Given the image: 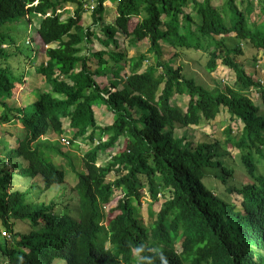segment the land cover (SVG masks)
Returning <instances> with one entry per match:
<instances>
[{"label":"trees","instance_id":"1","mask_svg":"<svg viewBox=\"0 0 264 264\" xmlns=\"http://www.w3.org/2000/svg\"><path fill=\"white\" fill-rule=\"evenodd\" d=\"M190 1L195 15L185 10ZM216 1L118 0L115 21L107 25V0H0V124L19 121L24 130L18 146L0 157L1 229L15 239L10 244L0 231V264H52L59 258L67 264H132L133 248L139 244L160 246L167 264H264V174H256L254 159L264 146V113L260 114L248 92L257 89L264 104V85L234 57L243 55L244 44L264 52V5L257 22L250 15L251 3L240 9L236 0H226L221 7ZM91 2L92 23L85 26V6ZM68 6H74L73 15L63 19ZM25 17L30 22L40 17L28 54L3 31L5 25ZM99 26L107 40L102 41L95 31ZM36 33L44 47L39 51ZM118 33L130 39L132 46L148 39L147 51L128 59L120 47L113 52L91 50L95 38L105 46H118ZM163 43L174 50L207 54L208 74L221 62L234 72L236 87L226 86L213 95L212 89L188 77L181 64L175 67L172 58H163ZM40 51L45 57L36 64ZM106 54L116 65L129 64L126 73L121 66L122 78L111 74L123 85L121 89L114 80L109 85L96 80V76L106 79V68L115 69L108 65ZM150 55L157 61L144 69ZM94 57L96 69L91 67ZM33 64L50 89L40 91L31 107L17 106L13 104L17 94L23 91V99L28 93V68ZM176 94L189 96L185 111L171 104ZM98 105L112 114L110 124L98 123ZM222 109L235 122L228 126L224 144L240 150L252 180L234 189L243 196L241 212L203 183L209 167L222 166L224 184L233 175L221 160L218 143L193 147L186 134H175L177 127L215 119ZM63 118L69 119L74 147L79 138L92 144L83 155V171L76 169L68 153L47 140L50 134L66 133ZM234 128L240 130L237 135ZM121 139L122 150L98 165L100 154ZM49 152L51 157L68 159L76 173L77 217L56 213L62 195L42 200L53 186L65 182L64 170L47 157ZM16 175L29 177V188L9 190ZM118 190L122 197L107 212L105 206ZM32 191L35 194L26 199L25 194ZM160 194L167 198L146 228L137 217L138 203L143 197L157 202ZM114 210L119 213L110 218ZM15 222L26 225L28 232L18 234ZM153 264H160L155 256Z\"/></svg>","mask_w":264,"mask_h":264},{"label":"rangeland","instance_id":"2","mask_svg":"<svg viewBox=\"0 0 264 264\" xmlns=\"http://www.w3.org/2000/svg\"><path fill=\"white\" fill-rule=\"evenodd\" d=\"M118 0H107L106 3V14H105V23L107 25H112L115 21L116 17V5ZM226 0H217L215 2V5L217 7H221ZM238 6L240 9H244L247 4L251 3L253 6V12L250 14L252 18L256 17L257 22H259L261 17V7L264 5V0H236ZM193 3L190 1L187 5H185V10L192 13V15H195V11L192 10ZM66 12L63 16V19H66L70 15H73L74 6H68L66 8ZM40 18V17H39ZM39 18H33V21H28L27 17H25L23 20H18L12 24L5 25L3 27V31L6 34L11 35L13 38H16L18 43L21 45L24 54H28V52L31 50L30 47V40L35 35L36 27L39 24ZM251 18V17H250ZM251 18V21L254 22ZM83 22L85 26H88L92 23L91 18V10L86 11V13L83 16ZM136 19L132 20V26L135 25ZM95 31L97 32L98 36L102 41L107 40L108 36L103 33V31L99 27H94ZM34 33V34H33ZM232 35H235L232 33ZM117 40L118 46H116L114 43L110 44L109 46H105L99 39H94L93 49L92 51H102L107 50L108 52L117 51V47H120V50L127 53V58H131L133 56H137L140 53L146 52L149 47V41L148 39H144L141 41L136 42L134 46L130 44V39L125 38L122 34L118 33ZM36 44L35 46L39 48L42 46L41 42L39 40V37L36 33ZM163 50H164V56L163 58L168 60L169 58H172V62L174 63V66L177 67L179 64H181L184 67V72L188 77L194 78L199 84L204 85L207 88L212 89L211 93L215 96L219 95L221 93V90H224L226 86L228 87H236L235 86V74L234 72L229 69V67L223 65L221 62H219L218 68L213 73H207L205 65L208 60V55L203 53L202 51L198 50H186V49H180V50H174L172 47H170L167 44H162ZM43 47V46H42ZM44 49V47H43ZM244 53L241 56H234L237 63L240 64L241 67L247 70L250 75L255 78L259 79L261 83L264 85V52L256 50L252 45L250 44H244L243 45ZM43 51H40L38 55V62L40 63V59L44 58L45 55L43 54ZM177 54L176 57H170V54ZM18 58V57H17ZM104 58L109 61V66L118 67L115 69H109L106 68V72L108 74H116L119 78H122V71L123 73L129 72V64H126L125 62H121L119 64H115L109 55H104ZM17 60H22V57H20ZM156 60L154 55H150L149 60L145 63L144 69L147 65L154 63ZM17 64V62H16ZM198 64V66H197ZM27 65V64H26ZM122 66V71H121ZM36 65L33 64L28 68L29 73V84L27 86L28 88H31L30 92L27 93V95L22 99L23 91H20V93L17 94L16 99L13 101V104L15 105H22L24 107H31L33 102L37 99V96L39 95L40 91L49 90L48 84L45 83L44 78L42 76H39L35 71ZM91 67L96 69L98 67V59L92 58L91 61ZM17 68V67H16ZM96 80L98 82L104 83L105 78L101 76H96ZM111 81V80H110ZM115 83L120 85L118 88L121 89V85L118 80H114ZM250 97L252 100L260 107V114L264 113V104L261 98L260 92H258L257 89L252 88L248 90ZM19 99V100H18ZM189 96L187 95H179L176 94L171 100V104L173 106H176L180 108L182 111H185L188 105ZM1 106H0V112H1ZM29 109V108H28ZM96 118L98 123L101 125L110 124L113 120L112 114L105 108L103 105H98L96 107ZM64 122V128L66 129V135L70 141L73 139V131L71 130L69 126V119L63 118ZM235 122H232V119L230 117L229 112H227L225 109H222L220 114L217 118L213 120L203 121L201 125L199 126H191L188 128H178L175 130V134L177 137H182L186 134V140L189 141L193 147H196L199 143L203 142H211V143H218L217 146L219 149V153H222L224 150H226V162L229 166H231L234 169L233 179L228 181V186H240L243 184L251 183V178L248 175L244 165L241 162L240 159V151L238 148L229 147L226 148V145L224 144V141H226V130L228 126H232ZM237 123L239 126H241V121L237 120ZM2 125V124H0ZM17 123H11L9 127L0 126V157L5 158L7 150L4 149V144L7 143V145L10 146V148L17 147L16 139L21 138L24 134V130L21 128H18ZM11 129V130H10ZM6 131H11V137L8 136ZM240 130H237L234 128L233 134L237 135ZM63 134L62 136H66ZM49 139L52 140L53 143L57 140V136L50 134L48 136ZM59 139V138H58ZM5 142V143H4ZM77 142V148L74 147L71 143L67 144L65 146L59 144V146L62 148L61 150L68 153L70 156V159L74 161L75 167L78 171L84 170L83 165V155L85 152L92 146L88 141L82 138H79L76 140ZM122 143V144H120ZM124 144V139H121V141L114 147L106 150L104 153L100 154V160L98 164L103 165L106 164L108 161L111 160V155L116 154L120 150H122V146ZM5 154V155H3ZM262 154L264 155V146H262ZM262 154L254 155V159L257 163V170L256 174H264V160L262 159ZM3 155V156H1ZM53 153L49 152L48 158L52 160L59 168L63 169L65 172V182L61 185H55L50 190H48L46 195L42 196L43 201H51L52 199H55V197L60 198L62 206H58L56 210L57 213H67V211L75 214L77 217V197L76 193L74 191V186L78 182L77 176L75 171L70 166V161L63 156L57 155L53 156ZM263 166V169H262ZM220 167H213L210 169H207L206 177L203 179V183L210 189V190H216L217 193H221L222 195H225V185L220 180L219 174H220ZM113 178V174L109 176V179ZM231 178V177H230ZM229 178V179H230ZM40 179V178H38ZM39 182V180H37ZM31 179L29 177H15L13 179L12 185L10 186L9 190H17L20 189L21 191H25L26 188H29V185L31 184ZM29 194H35V192H30L25 194V198H28ZM122 197L121 191H116L115 195L113 196V199L110 203H108L109 209H114L118 205L119 199ZM224 200L229 204L234 206L236 205L237 208L241 209V201L242 196L238 195L236 193H230L226 194L225 196H222ZM167 197L164 195L159 196L158 202L151 203V200H149L147 197H143L141 200L140 205H138V214L137 217L141 219L144 222L145 226H150L156 219L157 211L161 209L162 203L165 201ZM116 206V207H115ZM70 209V210H69ZM65 211V212H64ZM236 211V210H235ZM118 212L115 211L113 213H110L111 217ZM75 217V216H73ZM16 227L15 231L20 234H25L28 232V228L25 226L21 227L20 223L15 222ZM1 221H0V231H3L4 229H1ZM3 236V235H2ZM18 239V237H16ZM1 240V238H0ZM15 239L13 238V241ZM98 243H100L98 241ZM107 246L109 247L110 244L107 243ZM177 248L179 251L182 250L180 241L177 244ZM23 253L20 252V254L17 255V258H20V256ZM3 257V256H2ZM4 258V257H3ZM53 264H66L65 259H56Z\"/></svg>","mask_w":264,"mask_h":264},{"label":"clouds","instance_id":"3","mask_svg":"<svg viewBox=\"0 0 264 264\" xmlns=\"http://www.w3.org/2000/svg\"><path fill=\"white\" fill-rule=\"evenodd\" d=\"M88 11V10H87ZM92 12V11H91ZM46 47H48V46H46ZM147 62V61H146ZM119 89V88H118ZM114 90V89H113ZM220 114V113H219ZM218 114V115H219ZM218 117V116H217ZM216 117V118H217ZM205 121V120H204ZM11 123H17V127L18 128H22L23 129V126H22V124L19 122V121H16V122H10V123H7V124H2V125H0V126H4V127H6V126H9ZM201 125V124H200ZM189 127H191V126H189ZM188 128V127H187ZM182 129H184V128H182ZM66 135V134H65ZM67 137V135L66 136H61V137H58L57 138V140L58 141H55V143L59 146V144H61V145H63V146H65V145H67V144H70L71 142H70V139H68V138H66ZM227 139V138H226ZM47 140H50L51 142H52V140L51 139H47ZM18 141H19V138H17L16 139V143H17V145H18ZM121 141V140H120ZM187 142H189V141H187ZM225 142V141H224ZM5 143V142H4ZM53 143V142H52ZM54 143V144H55ZM190 143V142H189ZM203 143H211V142H203ZM118 144V143H117ZM116 144V145H117ZM120 144H122V143H120ZM200 144V143H199ZM198 144V145H199ZM212 144V143H211ZM219 145V144H218ZM124 147V144H123V146L121 147V148H123ZM14 148H16V147H14ZM14 148H10V146L9 145H7V143L6 144H4V149H8V150H12V149H14ZM59 148L60 149H62L60 146H59ZM114 148V147H113ZM227 148V147H226ZM235 148V147H234ZM240 151V150H239ZM221 155H222V157H221V160H223L224 161V163H225V165L227 166V168H229L230 170H232V172H233V174H234V169L231 167V166H229L228 164H227V162H226V156H227V154H226V150H224L222 153H220ZM257 154H262V153H254V155H257ZM3 155H5V154H3ZM3 155H1V156H3ZM262 159L264 160V155L262 154ZM240 159H241V156H240ZM53 162V161H52ZM241 162H242V164H243V161H242V159H241ZM54 163V162H53ZM99 165V164H98ZM244 165V164H243ZM220 167V169H221V171H220V174H219V177L221 178L222 177V175L224 174L223 173V168H222V166H219ZM245 167V166H244ZM210 168H213V167H209V168H206L205 169V177H206V172H207V169H210ZM215 168V167H214ZM246 169V168H245ZM63 170V169H62ZM15 177H17V175L15 176ZM18 177H20V176H18ZM230 177H228V181H229V183H230V181L233 179V175L231 176V178L229 179ZM221 180V179H220ZM228 181H227V183L226 184H224L226 187H225V192H226V194H230V193H236V194H238V195H241V194H239V193H237V192H234V189H235V187H241V186H244V185H246V184H243V185H240V186H228ZM251 183H252V180H251ZM247 184H250V183H247ZM228 187H233L232 188V190H231V192L230 193H227L228 192ZM119 191V190H118ZM214 192H215V194L216 195H218L219 196V198L220 199H223L224 200V198L222 197V196H225V195H222L221 193L219 194V193H217L216 192V190H213ZM76 193V192H75ZM161 195V194H160ZM159 195V196H160ZM242 196V195H241ZM76 197H77V194H76ZM61 201V200H60ZM158 202V201H157ZM242 202H243V196H242V201H241V209L240 208H237L236 207V205L234 204V206L236 207L235 208V210L236 211H242ZM155 203V202H154ZM150 204H152V203H150ZM138 205H140L139 203H138ZM76 206H77V209H78V199H77V204H76ZM116 207V206H115ZM138 207V206H137ZM70 210V209H69ZM105 210L108 212L110 209L108 208V205H106L105 206ZM115 211H117V210H114V212ZM160 211V210H159ZM159 211H157V213L159 212ZM65 212V211H64ZM118 212V211H117ZM57 213V212H56ZM67 213L70 215V214H72L71 213V210H70V212L69 211H67ZM119 213V212H118ZM59 214H64V213H59ZM77 214H78V210H77ZM137 214H138V212H137ZM116 215V214H115ZM114 216V215H113ZM112 216V217H113ZM110 218H111V215H110ZM156 218H157V215H156ZM141 220V219H140ZM156 220V219H155ZM142 221V220H141ZM143 222V221H142ZM105 224H106V222H104ZM154 223V222H153ZM152 223V224H153ZM143 224H144V222H143ZM151 224V225H152ZM21 225V227H23V226H25V225H23V224H20ZM151 225L148 227V226H145L146 228H150L151 227ZM1 234L3 235L2 237H5L8 241H9V243L11 244V243H13L14 241H13V237H12V234L10 233V232H8L7 230L6 231H3V232H1ZM5 234H7V236L5 235ZM108 243V242H107ZM160 249V246H155L154 248L153 247H146L144 244H139V245H137V246H135L134 248H133V252H134V255H133V262H132V264H153V256H155L156 258H158L159 259V262H160V264H167V260H166V258H165V256L163 255V253L159 250ZM152 253L153 255H145L144 253ZM121 264H125L124 262H120ZM53 264V263H52ZM67 264V263H66Z\"/></svg>","mask_w":264,"mask_h":264},{"label":"crops","instance_id":"4","mask_svg":"<svg viewBox=\"0 0 264 264\" xmlns=\"http://www.w3.org/2000/svg\"><path fill=\"white\" fill-rule=\"evenodd\" d=\"M114 68H118V67H114ZM113 77H114V75L111 76V73H110V74H107V77H106V79L104 80V84H106V85L111 84V82H113V80H114ZM110 80H111V81H110ZM30 89H31V88H28L27 91L30 92V91H31ZM26 95H27V94H26ZM26 95H25V96H26ZM17 106H19V105H17ZM20 106H22V105H20ZM6 127H9V126H6ZM6 127H5V128H6ZM2 128H4V126H3ZM10 130H11V129H10ZM6 132H7L6 134H7L8 136L11 137V135H10V134H11V131H6Z\"/></svg>","mask_w":264,"mask_h":264},{"label":"built area","instance_id":"5","mask_svg":"<svg viewBox=\"0 0 264 264\" xmlns=\"http://www.w3.org/2000/svg\"><path fill=\"white\" fill-rule=\"evenodd\" d=\"M94 2H91V3H89V4H87L85 7H86V9L87 10H91V11H93V8H94V4H93ZM6 236H7V234H5Z\"/></svg>","mask_w":264,"mask_h":264}]
</instances>
